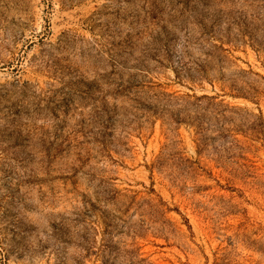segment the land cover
Wrapping results in <instances>:
<instances>
[{"label": "rangeland", "instance_id": "374dc122", "mask_svg": "<svg viewBox=\"0 0 264 264\" xmlns=\"http://www.w3.org/2000/svg\"><path fill=\"white\" fill-rule=\"evenodd\" d=\"M206 1L0 0V264H264V0Z\"/></svg>", "mask_w": 264, "mask_h": 264}, {"label": "trees", "instance_id": "16d2710c", "mask_svg": "<svg viewBox=\"0 0 264 264\" xmlns=\"http://www.w3.org/2000/svg\"><path fill=\"white\" fill-rule=\"evenodd\" d=\"M209 1H211V0H209ZM197 2L199 4H202V6H208V3L206 0H197ZM201 30L203 31L202 33H204V34H207L209 32V30L207 29V26L205 24L201 25ZM246 30H247V32H249L252 35V28L248 27V28H246ZM188 36H190V33L188 34ZM188 44H189V40L186 39L185 40V46H187ZM212 47H213V49H220L221 51L225 50L223 45L219 46V45L215 44ZM183 53L185 55L187 53V51L182 50V55L179 56V60H178V62L180 63V65L182 67L186 66L185 62L183 61ZM186 71L188 72V76L191 78L192 74L190 73V69H187V67H186ZM186 98H189V99L194 98L197 104H200L203 100H206V101H208L209 105H217V103L214 101L216 99L215 96H209L206 94L200 95V96L187 94ZM244 98H246V97H244ZM253 130L255 132V136L263 141L262 144L264 146V119H261V121L259 123L254 124Z\"/></svg>", "mask_w": 264, "mask_h": 264}]
</instances>
